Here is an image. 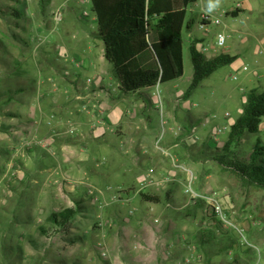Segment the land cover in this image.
Segmentation results:
<instances>
[{
  "label": "rangeland",
  "instance_id": "obj_1",
  "mask_svg": "<svg viewBox=\"0 0 264 264\" xmlns=\"http://www.w3.org/2000/svg\"><path fill=\"white\" fill-rule=\"evenodd\" d=\"M240 4L239 17L230 15ZM190 9L187 20L194 18V25L183 33L181 79L127 96L110 69L106 104L135 120L120 126L111 119L107 132L91 128V109L82 95L77 99L84 102L79 107L84 125L61 123L60 103L74 80L98 82L80 62L88 44L103 45L92 1L0 0V264H264V190L243 186L213 160L221 142L209 146L190 137L206 118L209 127L229 128L242 115L248 94L264 90V0H200ZM204 13L222 25L202 29ZM219 33L228 36L219 51L238 58L187 97L195 72L190 46L201 39L203 47L212 48ZM215 53L204 55L210 59ZM44 94H56L58 107L51 106L52 96L42 102ZM94 107V118L104 122L108 112L102 118ZM199 134L203 137L202 129ZM258 140L264 145L262 132L247 135L237 150L241 161L249 160ZM175 144L184 153L176 155ZM149 155L157 162L150 164ZM161 156L169 160L161 162ZM148 173L164 186L144 188L137 176ZM191 179L195 191L217 194L242 234L211 219L204 201H191L186 193ZM124 194L137 201H122ZM142 194L157 196L160 203L145 209ZM72 207L77 215L66 226L49 222ZM40 227L49 234L42 235ZM203 231H211L205 246L197 239Z\"/></svg>",
  "mask_w": 264,
  "mask_h": 264
},
{
  "label": "trees",
  "instance_id": "obj_2",
  "mask_svg": "<svg viewBox=\"0 0 264 264\" xmlns=\"http://www.w3.org/2000/svg\"><path fill=\"white\" fill-rule=\"evenodd\" d=\"M98 21V35L105 44L106 59L113 65L120 90L127 96L138 95L145 88L181 79L185 74V40L183 31L189 9L198 0H91ZM240 11L230 15L238 17ZM229 14V13H228ZM190 46L194 77L187 97L220 68L233 64L237 57L220 54L207 59ZM264 124V90L253 89L247 96L242 115L232 125L228 140L213 160L234 172L243 186L264 190V145L256 142L248 161H241L237 150L247 135L260 134ZM209 149V147H208ZM206 154V151H203ZM145 201L160 203V198L142 194ZM80 207V206H79ZM77 215L76 208H66L49 217L54 226H66ZM219 224L221 222L209 215ZM49 228L40 227L42 235ZM211 231L197 239L207 245Z\"/></svg>",
  "mask_w": 264,
  "mask_h": 264
},
{
  "label": "crops",
  "instance_id": "obj_3",
  "mask_svg": "<svg viewBox=\"0 0 264 264\" xmlns=\"http://www.w3.org/2000/svg\"><path fill=\"white\" fill-rule=\"evenodd\" d=\"M199 1L200 0H198L195 5H198V2ZM195 5H193V6H195ZM190 10L191 9H189V11ZM235 11H240V13L242 11H244L243 5L240 4L239 5V8L237 10H235ZM240 13H239V15H240ZM96 21H97V16H96ZM97 24H98V21H97ZM193 25H194V18H192L191 20H187V23H186L185 27L188 30V32H191L193 30ZM183 33H184V31H183ZM97 34H98V32H97ZM183 37H184V34H183ZM80 38H84V37H80ZM80 38L79 37H76V41L79 40ZM87 38L88 37H86V39ZM192 40H194V39H192ZM194 41L197 42V45L196 46L199 49V45L202 44V40L201 39H195ZM77 43L79 44V42H77ZM80 43L83 44L84 41L81 39L80 40ZM102 44L103 45H101L100 41H98V40L91 42L90 44H88V47H87V50L85 51V54L83 53V55L81 56V58L79 57L81 59L80 62L83 65L82 66L83 72L84 71H92L93 74H95V81H98V82H97V85H94V86L93 85H90V86H88L87 84H84V83L81 82V77L74 80V84L72 83V87H70L69 89H67V91H68L67 93L68 94L66 95L65 99H63L61 101V103H60V108L62 110L61 119H63L61 121L62 124H64L65 122L67 123L68 121L69 122L74 121L75 123H79L80 125H84V123H85L84 120L81 121V122L79 120V118H80V111H81V109L79 110V107H81V105L84 102H85V104L88 105V108L91 109V113L88 112L87 114L92 119L91 128L92 127L96 128V129H93L92 128L93 130H99L101 128H106V129H108L107 132H112V130H111L112 127H113L112 124H115L116 125V124L119 123L118 125L123 126V123L122 122L124 120H127V119L130 120V121H134L135 120L132 113H129L128 112L126 114L125 112H121L119 109H112L110 111L109 107L106 104L107 99H105L103 97V94L104 93H108V92L110 93V86L107 84L106 78H107L108 72H110V69L112 71H114V68H113V65L111 63H109L108 60L106 59V56H105V53H106L105 44H104V42H102ZM202 47H203V45H201V48ZM208 49L209 50L207 52H209L210 49H212V48H208ZM199 51L203 53V50H199ZM220 54H228V55L235 56V57L238 58L237 55H232L230 52L217 51L212 56V58H210V59H213V58L219 56ZM260 54H263V52L261 51ZM84 55L86 56V58L84 57ZM73 68H74V65H73ZM80 69H79V71H80ZM158 85H162V84H158ZM152 88H154V87H152ZM71 89H73V90H71ZM145 89H150V88H145ZM143 90H141L140 93ZM39 92H40V90H39ZM45 95L46 94H44L43 97H42V102L43 101H46V98L47 97H50L51 98V96H52V98H54V99L52 101H50V103H52L51 106L58 107L57 102L59 100L57 99L56 94L55 95L48 94L49 96H45ZM78 95H82L83 96L82 98L85 101L83 102L81 100H78L77 99V96ZM142 99H144V98H142ZM94 106H96L97 109L100 110V112H98V115L99 116H100L101 112L103 113L102 118H104L105 112H108L107 118L106 119L104 118V122L99 121V120H97V119L94 118V114H95V112L93 111L94 108H95ZM95 111H96V109H95ZM230 116H231L230 113H227L226 114V117H230ZM124 117L126 119H124ZM111 119L115 123H112L111 122L112 124L109 125V121H111ZM101 120H103V119H101ZM207 120H209V119L206 118L205 121H207ZM205 121H202L201 123H204ZM192 124H194V123L192 122ZM233 124H231V126L229 128L227 126L222 127V128L227 127V130H225L221 134L220 139H219L220 142L222 143V145L228 140V137H229V134H230V131H231V127H232ZM215 127H217V126H215ZM123 129H124V127H123ZM212 129L213 128L211 126L208 127V128H206V129H202L203 130L202 140L203 141H207L208 144H209V146H212L214 144V142H212V141L209 140V135H210V132H211ZM261 132H262V134H264V124H263V128H262ZM120 134L121 135H124L125 134V129H124V132H121ZM83 137L85 139H88L89 135L87 134V132H85V136L83 135ZM101 137L102 138L106 137V133L102 134ZM246 137H245V139H246ZM172 148L176 150V155L184 153V149L179 144L173 145ZM206 148H208V147H206ZM206 148H205V150H206ZM84 151L85 150L83 149V153H84ZM145 153L146 154L144 156H147V152H145ZM77 155H78V151H77ZM149 156H150V158H148L147 160L150 162V164H152L154 161L157 162L156 161L157 156H153V155H149ZM75 157L76 156L73 157L74 160H77ZM167 159L168 158H166L165 156H161L160 157V160H162L161 162H165V160H167ZM67 160H69V159H67ZM140 160H141V158L138 161H140ZM66 161H65L66 166H69L70 163H68V161L67 162ZM156 164L159 165V166H156V167H161L162 168V166H160V163H156ZM139 165H140V163H139ZM150 169L152 170L151 167H150ZM137 178L139 179V181H141V184L144 186V188H146L149 191H151V190L153 191L155 189H160L159 186H164L163 184H165V182L162 181V180H160L161 178L158 175H155V174H149L148 173V174H146L144 176L143 175H138ZM145 178H147V181H144ZM149 178H151V179H149ZM123 187H125V186H123ZM121 189L124 190V191L126 190L124 188H121ZM124 195H125V197H121L122 201L123 200L125 202H131V200H134L135 202L137 201V197L136 196L126 195V194H124ZM144 203L145 204H143V208H145V209L148 208L147 207L148 204H149V207H151L152 204H154V203L148 202V201H146Z\"/></svg>",
  "mask_w": 264,
  "mask_h": 264
},
{
  "label": "built area",
  "instance_id": "obj_4",
  "mask_svg": "<svg viewBox=\"0 0 264 264\" xmlns=\"http://www.w3.org/2000/svg\"><path fill=\"white\" fill-rule=\"evenodd\" d=\"M87 14V13H86ZM201 19V28L204 29L206 26L210 24H214L216 26L222 25V20L215 18L212 19L211 15H208L204 13ZM62 19V13L58 11L55 14V20L59 22ZM228 41V36L225 33H219L216 38V42L212 49H214L216 52L219 51V49L226 47ZM202 50L204 53H206L209 49L207 47H202ZM202 53V52H201ZM79 66V65H77ZM244 70H247V67H244ZM89 82H91V79H89ZM86 108V106H84ZM210 121L207 120L204 123H201L200 125H194L191 131L190 137L193 138L194 141H201L202 136L199 134L200 129H206L209 127ZM227 130V127H215L211 130L209 135V140L216 143L220 142V136L221 134ZM193 179L190 180L189 185L186 188V193L191 195V201L197 203L199 201H204L207 206H209V209H211V212L214 214V216L226 227L236 228L238 231L243 232V230H240L235 222L231 219L228 212L223 207V204L220 200V198L217 196L216 193L211 192L210 194L203 195L197 191H195L192 187Z\"/></svg>",
  "mask_w": 264,
  "mask_h": 264
}]
</instances>
